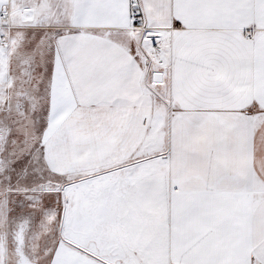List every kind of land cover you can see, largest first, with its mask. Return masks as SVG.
I'll return each mask as SVG.
<instances>
[{
  "label": "snow or ice",
  "instance_id": "snow-or-ice-1",
  "mask_svg": "<svg viewBox=\"0 0 264 264\" xmlns=\"http://www.w3.org/2000/svg\"><path fill=\"white\" fill-rule=\"evenodd\" d=\"M0 264H264V0H0Z\"/></svg>",
  "mask_w": 264,
  "mask_h": 264
}]
</instances>
